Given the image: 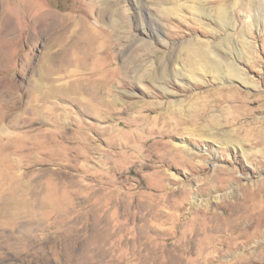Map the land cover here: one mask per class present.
Listing matches in <instances>:
<instances>
[{"label": "rangeland", "instance_id": "obj_1", "mask_svg": "<svg viewBox=\"0 0 264 264\" xmlns=\"http://www.w3.org/2000/svg\"><path fill=\"white\" fill-rule=\"evenodd\" d=\"M222 50L255 85L223 75ZM102 91L118 101L82 108L85 92ZM207 94L229 101L208 111L227 113L219 130L233 143L183 132ZM251 119L264 126V0H0V264H264V213L238 241L203 250L210 221L221 225L214 201L264 180ZM242 124L239 144L231 128ZM181 144L204 160L176 162ZM216 165L235 179L205 178ZM194 197L213 204L210 219ZM182 228L196 232L193 255L181 254Z\"/></svg>", "mask_w": 264, "mask_h": 264}, {"label": "bare ground", "instance_id": "obj_2", "mask_svg": "<svg viewBox=\"0 0 264 264\" xmlns=\"http://www.w3.org/2000/svg\"><path fill=\"white\" fill-rule=\"evenodd\" d=\"M47 18H42L39 20L40 26H41V33L43 35L45 29L47 28V31L49 30V25H51L49 22L47 24ZM60 23V22H59ZM57 24V27L63 26V24ZM150 24V31L144 28L146 32L147 38H153L156 37L159 39L160 33L159 28L157 27V24L153 20H149ZM63 28V27H62ZM79 31V30H77ZM143 42H146V39H141ZM138 41V40H136ZM140 41V40H139ZM140 41V42H142ZM145 43H142L144 45ZM146 45V44H145ZM144 45V47H145ZM52 48L53 51H51L49 48ZM45 51V55H51L53 59H56L59 63L63 62L65 57L64 53L62 52V49L56 50L53 46L50 45ZM143 47V48H144ZM82 48V47H81ZM202 50V49H200ZM199 51V50H197ZM50 52V53H49ZM206 52V51H205ZM229 53L227 50H222L223 59L226 62V68L224 70L223 75L226 77H234L237 78L240 82L244 84H254L253 82H250L246 79L245 75L241 74V70L239 67L235 66L233 63V60H230V58L227 56ZM215 56H221L218 53L215 52ZM208 60V59H207ZM194 61V60H193ZM203 61V60H202ZM213 61H215V64H219L218 59L213 58ZM206 62V61H205ZM195 63V62H194ZM197 63V62H196ZM201 63V62H200ZM204 63V62H203ZM78 65V72L81 75H87L90 74L93 76L94 74H98L99 71L97 70H82L80 67V64ZM123 67V66H122ZM125 68V66H124ZM141 68V67H140ZM116 69V67L113 68V70ZM138 69V68H137ZM142 70V69H139ZM138 71V70H137ZM135 72V71H134ZM143 73V72H142ZM161 76V75H160ZM143 75L141 73L136 74V80L139 83L141 81V78ZM182 77V76H181ZM186 77V75L184 76ZM191 78H195L193 75L190 76ZM223 77V76H222ZM190 78V79H191ZM220 78V77H219ZM155 80L156 85L164 92L169 94V87L168 82L169 80L167 77H157L152 78ZM119 82L123 85L125 84V80H119ZM255 85V84H254ZM81 99L83 100L84 105L82 106L83 109H88L90 107L92 112H95V106L97 105V101L95 99H100L105 104L111 106V104H115V102L118 101L117 95H111L108 93H105L104 91L100 93H86L85 96H82ZM198 103H200V108L196 110V112L193 114L192 118L190 120L185 119V123H192L194 125L193 128H183V132L188 134H195V138L198 140H214L219 141L220 138L224 140L225 144H231L233 143V140L231 139V135L229 130H219L224 126L225 124L230 125L229 116L224 111L220 115L209 113L208 109L210 106H221L223 103L229 102L225 98H215L211 94L199 96L198 99H196ZM232 101V100H231ZM97 112V110H96ZM95 112V113H96ZM108 112V111H106ZM248 124V130H246V137L252 140V145L257 147V151L254 153V160L256 163H262L264 161V126L258 125L259 120L251 119L247 122ZM262 124V122H260ZM263 125V124H262ZM244 124L242 126H237V128L233 129L231 128V131L237 132V134H241L242 136V130L244 129ZM252 126V127H250ZM254 126V127H253ZM181 129V128H180ZM218 129V131L214 130ZM256 132V133H255ZM248 134H254V135H248ZM241 136L238 137L237 142L241 144L243 142V139L245 141V136L241 138ZM257 138V139H256ZM114 144H118L117 141H114ZM93 145L86 144L85 150L90 154L93 149L96 147ZM244 152V149H242ZM169 153L173 155L174 160L178 162L179 164H184L187 161H195L202 162L204 160V153H196L192 149H190L186 145H179L174 146L169 149ZM89 156V155H88ZM90 157V156H89ZM214 167V166H213ZM109 169V168H108ZM109 171V170H108ZM106 173V172H105ZM204 177L210 179H214L213 183H227L235 179L236 177V170L234 168L229 169L225 166L216 165L212 171H210L208 174L204 175ZM203 177V178H204ZM201 178V179H203ZM241 190V192H238V195H236L235 191H231L229 194H231L230 197H225L224 199H219L217 201H214L216 206H219L222 208V214L219 215L220 220V226L214 225L210 221L209 231L211 232V243L207 247H204L203 250L206 253L221 251V247H225L229 242L231 241H238L241 237L245 236L246 229L250 226L249 224L245 223V220H250L253 216L255 219L261 218V215L264 213V180L253 182L247 181L245 183H241L240 187L237 188V190ZM233 198V199H232ZM262 203L263 211H252L254 205L256 203ZM211 203V202H210ZM209 203L208 199H201L194 197L193 204L196 206L205 205L207 211L209 212V219L213 216L214 213V207L213 204ZM251 209V210H250ZM252 215V216H250ZM179 241H180V251L183 255H193L194 254V242L196 240V232L195 231H187L186 228H182L179 232ZM219 244L221 247H219ZM222 248V250H223ZM209 249V251H207Z\"/></svg>", "mask_w": 264, "mask_h": 264}]
</instances>
